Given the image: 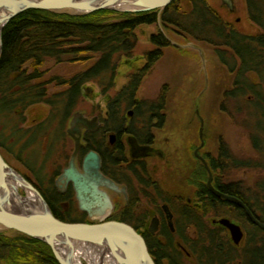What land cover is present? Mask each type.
I'll return each instance as SVG.
<instances>
[{
	"label": "flooded vegetation",
	"instance_id": "flooded-vegetation-1",
	"mask_svg": "<svg viewBox=\"0 0 264 264\" xmlns=\"http://www.w3.org/2000/svg\"><path fill=\"white\" fill-rule=\"evenodd\" d=\"M109 84L112 86V83ZM128 84L125 83L116 95L104 96L106 104L102 113L72 111L42 114L33 118L32 129L23 134L20 123L26 119L21 120L20 116H25V113L16 116L17 120L0 113V119L4 121L0 132L1 154L11 165L5 152H13L16 161L32 171L36 180L21 174L32 182L56 214L77 222H90L88 211L80 208L73 182L59 180L69 166L75 149V139L68 129L73 116L80 112L86 118L96 120L97 127L83 130L80 135L82 146L76 164L82 171L89 152L94 151L100 156L101 171L112 181V188L99 186L112 202L110 219L131 225L144 238L155 264H248L250 255L264 249L258 244V237L262 235L264 238V229L248 216L240 203L245 204L261 223H264V214L252 209L244 201L242 186L227 181V174L222 173L225 171L223 167L230 164L231 155L224 151L220 143L216 151L207 149L205 122L201 119L199 144L196 143L195 126L185 134L183 155L187 170L182 176L177 175L175 152L181 150L168 139L167 147L160 145L157 135L163 131L166 120L162 96L155 108L140 99L138 91L132 98L124 97L125 113L122 109V120L116 122L115 104L119 101V93ZM24 138L26 140L21 146ZM5 141L15 142L17 152L12 147L8 150ZM40 144L44 150L40 159H36L34 151L25 158L21 156V152L27 153L31 146ZM215 164L218 169H215ZM13 168L21 172L17 167ZM203 168L207 178H204ZM210 172L213 188L229 199L219 196L209 187ZM224 220L242 230L243 237L239 243L234 241ZM14 233L13 230L0 228V245L4 236L16 238ZM252 249L254 252L250 254ZM257 256L264 264V250L253 254V257Z\"/></svg>",
	"mask_w": 264,
	"mask_h": 264
},
{
	"label": "trees",
	"instance_id": "trees-1",
	"mask_svg": "<svg viewBox=\"0 0 264 264\" xmlns=\"http://www.w3.org/2000/svg\"><path fill=\"white\" fill-rule=\"evenodd\" d=\"M246 5L249 20L262 28L259 35H246L236 29L228 20L231 12L219 0H174L162 11L140 13L99 10L71 15L41 9L27 10L12 19L3 30L0 113L14 118L40 103L52 106L56 112H72L83 95L82 86L85 83H112L118 69L117 61L121 57L128 58L127 64H133L131 58L137 47L135 30L158 21L198 41L231 49L238 61L231 63L225 57L223 60L230 66L231 72L237 73L234 85L225 97L245 100L251 92L255 95L256 110L264 111L263 85H256L249 78V74H256L264 82V2L246 0ZM113 14L121 15L124 20L112 22ZM151 40L160 47L170 45L163 33L152 35ZM96 57L91 66L73 75L52 73L55 67L77 65ZM155 57V52L149 54L152 62ZM49 63L52 65L48 66ZM146 67H140L139 73L131 75L130 84L119 93V101L115 104L117 123L122 120V106L125 104L122 100L126 96H135ZM52 86L68 88L50 95L49 88ZM238 164L235 163L236 168L248 166ZM218 168L215 164V169ZM244 201L255 209L247 198L244 197ZM53 213L63 221H77ZM263 250L258 249L257 253ZM0 264L59 263L47 243L18 233L16 238L2 237ZM248 264H262L260 256L253 257Z\"/></svg>",
	"mask_w": 264,
	"mask_h": 264
},
{
	"label": "rangeland",
	"instance_id": "rangeland-1",
	"mask_svg": "<svg viewBox=\"0 0 264 264\" xmlns=\"http://www.w3.org/2000/svg\"><path fill=\"white\" fill-rule=\"evenodd\" d=\"M233 1L235 10L230 11L232 15L228 20L232 21L234 27L241 33L246 35L261 34L262 28L248 18L246 0ZM256 1H259V3L264 2V0ZM96 11L99 10L92 12ZM66 14L78 15L70 12ZM111 20L112 22H118L124 19L121 15L113 14ZM135 33L137 47L131 58L133 64H127L128 58L125 57H121L117 61L118 69L113 76L112 86L109 83L93 81L85 83V87H90L93 91L84 93L73 111L102 113L106 104L104 96L116 95L124 84L128 83L131 75L137 74L136 72L139 73L138 69L140 67L147 66L143 70L137 96L150 107L154 106V108L162 96V101L165 104L166 120L163 131H159L157 135L160 145L167 147L168 142H174L181 150L178 153L175 152L178 160H175L174 164L177 165L176 174L178 172L177 175L182 176L183 172L187 170L183 155L185 134L189 129H194L195 126L197 129L196 143L199 144L201 140L199 139L198 130L201 119H204L205 134L208 140L207 149L216 151L219 149L220 143L225 149L224 151L232 157H229L230 164L226 165L224 172L222 171V173L227 174V181H234L242 186L243 196L248 199L256 210L264 214V111L262 110L261 113L256 110L255 95L251 92L245 97V100L238 97H225V93L233 87L237 73L236 71L231 72L230 66L223 60L225 57L231 63L238 61L233 56L231 49L218 47L205 41H198L178 31L173 26H164L161 21L154 25H142L135 30ZM159 33H163L167 37L170 42L169 46L160 47L152 42V35ZM152 52H155L157 56L153 62L149 59V54ZM96 60L97 57L77 65L55 67L52 73L66 76L73 75L87 69ZM51 65L52 63L48 64V66ZM249 78L256 85L262 84L264 88V82L261 81L258 75L249 74ZM67 88L66 86H52L49 88V93L50 95L57 94ZM124 108L123 105L122 109ZM196 111L199 112L198 115H196ZM123 112L125 113V109ZM22 113H25V116L21 115L20 119L25 118L26 120L20 123L21 134L32 129L30 125H32L33 118L46 113H56V110L46 103H40L30 106ZM13 119L17 120L15 117ZM194 121L196 125H194ZM3 124L4 121L0 119V132L4 127ZM25 140L24 138L20 143L21 146ZM5 144H7L8 150L9 147H12V150L17 152L16 147H14L15 142L5 141ZM69 149L71 151L72 147ZM32 151L36 154V159H40L44 151L43 146L41 144L31 146L27 153L21 152V156L25 158ZM5 153L11 165L20 169V174H26L27 177L36 180L32 175V171L16 161L13 152L6 151ZM237 161L248 166L236 168L234 163H237ZM46 171L43 170L45 174ZM203 172L204 178H207V172L204 168ZM23 174L21 175L23 176ZM29 182L32 184L31 181ZM250 229L252 230L251 227ZM13 232H15L14 234L19 233L17 231ZM258 244L264 246L262 235L258 237ZM253 252L252 249L250 254ZM253 254L249 256V262L252 261Z\"/></svg>",
	"mask_w": 264,
	"mask_h": 264
},
{
	"label": "water",
	"instance_id": "water-1",
	"mask_svg": "<svg viewBox=\"0 0 264 264\" xmlns=\"http://www.w3.org/2000/svg\"><path fill=\"white\" fill-rule=\"evenodd\" d=\"M9 1L0 0V55L3 48V30L12 19L30 9L78 15L100 9L140 13L162 11L174 0H20L16 4H8ZM221 1L230 11L235 10L233 0ZM92 91L90 87H84L82 90L83 93ZM96 127V120H90L80 112L73 116L68 133L75 139V149L69 166L59 179L73 182L80 208L88 211L90 222H66L57 218L42 194L11 166L0 152V228L14 230L47 243L59 264H74L65 246L67 241L78 240L113 243L112 247L114 249L115 246L118 257L117 264L128 263L126 255L130 256L132 264H155L144 238L131 225L110 219L112 202L99 186L107 185L112 188V181L101 171L100 156L94 151L89 152L82 171L76 164L82 146L80 135L83 130H94ZM205 164L209 169L206 162ZM20 183H24L37 194L40 205L19 192ZM208 185L219 196L230 198L213 188L211 172ZM240 204L248 216L264 229V223L257 221L245 204ZM223 223L229 227L234 241L239 243L243 237L240 227L229 220H224Z\"/></svg>",
	"mask_w": 264,
	"mask_h": 264
},
{
	"label": "bare ground",
	"instance_id": "bare-ground-1",
	"mask_svg": "<svg viewBox=\"0 0 264 264\" xmlns=\"http://www.w3.org/2000/svg\"><path fill=\"white\" fill-rule=\"evenodd\" d=\"M20 0H10L8 4H16ZM19 192L25 194L27 198L41 204L37 194L32 191L24 183L19 184ZM113 243L109 242H98L90 243L87 241H67L65 250L68 251L74 264H117V253L115 252V246L113 249ZM126 264H132L130 256L126 255Z\"/></svg>",
	"mask_w": 264,
	"mask_h": 264
}]
</instances>
